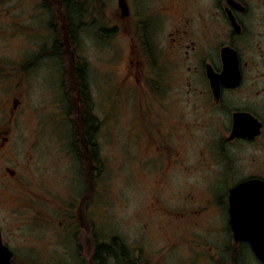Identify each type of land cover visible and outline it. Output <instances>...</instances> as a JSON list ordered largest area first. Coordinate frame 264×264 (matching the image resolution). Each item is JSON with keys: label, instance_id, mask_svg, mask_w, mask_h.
<instances>
[{"label": "rangeland", "instance_id": "rangeland-1", "mask_svg": "<svg viewBox=\"0 0 264 264\" xmlns=\"http://www.w3.org/2000/svg\"><path fill=\"white\" fill-rule=\"evenodd\" d=\"M3 1L0 15L5 108L9 111L17 97V111H24L19 115L17 157L23 174L36 178L41 173L49 180L41 179L37 195L26 197L25 204L38 205L47 196L48 201L42 202V214H46V206L55 211L64 200V209L55 215L52 225L54 229L64 226V238L59 229V241L52 233V243L44 245L51 247L47 256L37 252L38 243L28 244L33 231L44 233L42 227L24 224L16 214L5 218L10 232L19 239L14 238L19 248L13 264H101L103 258L102 264H262L247 242L232 238L227 225L226 192L236 175L226 167L219 170L223 167L220 151L211 150L206 143L207 130L217 128L212 123L207 128L202 125L208 114L191 111V102L184 105L183 111H174L183 122L197 121L190 127L182 124L180 134L174 138L181 150V161L186 159L177 164L170 177L156 173L165 143L160 133V111L154 96L139 89L129 74L126 30L118 33L121 48L117 33L102 29L105 34H95L96 26L110 24L114 3L108 0L104 4L73 0L77 10L72 12L77 46L72 48V57L85 61L89 103L96 119L95 141L100 156L97 182L101 188L99 193H93L91 171L88 179L89 171L83 166L87 173L86 194L81 201L85 211L83 226L80 218L76 222L77 194L63 197L53 191L61 190L63 181L66 187V183L72 182L73 186L80 179L82 165L75 159L74 147L83 146L76 128L80 129L79 116L84 114L79 96L81 91L86 93L85 88H77L75 76L67 74L72 45H68L66 36L62 37L63 0ZM66 24L67 21L64 33L68 36ZM55 41L60 43V51L54 46ZM142 70L144 74L151 73L145 63ZM220 118L219 115L215 122H220ZM144 134L151 136L156 146L159 144V150L153 148L149 156L148 147L143 146ZM236 149L240 153L233 167L239 168L237 174L246 176L255 166L251 155H256L258 149ZM82 153L80 150L79 155ZM63 216L64 225L57 222ZM89 226H93L91 232ZM92 232L98 242L108 246L115 238L124 253L102 252L96 260L91 259L95 239L82 235ZM27 251L33 256L26 255Z\"/></svg>", "mask_w": 264, "mask_h": 264}, {"label": "flooded vegetation", "instance_id": "flooded-vegetation-1", "mask_svg": "<svg viewBox=\"0 0 264 264\" xmlns=\"http://www.w3.org/2000/svg\"><path fill=\"white\" fill-rule=\"evenodd\" d=\"M67 1L71 0H64ZM93 1L95 4L107 3V0ZM109 1L114 3L113 15L108 18L110 24L96 26L95 34L99 32L105 34L104 31L117 33V44L121 48L118 43V33L126 30L125 46L129 52L127 65L129 74L132 73L133 82H136L139 89L154 96L160 111V123H162L160 133H163L165 143L160 150V167L156 173L170 177L177 169V164L186 159L183 158L181 161V150L174 138L175 135L180 134L182 124L190 127L197 121L193 124L191 121L183 122L174 115V111H183L184 105L191 102V111H205L208 114L201 124L207 128L212 123L217 128L212 131L206 129V143L211 150L220 151L219 158L223 160V167L219 170L229 168L236 175L235 180L240 178L234 180L235 182L233 181L229 187L248 177L264 180V0H121L124 1L125 8L119 4L120 0ZM3 3L4 1L0 0V14H3ZM79 28L77 27V31ZM3 39V15H0V209L3 211L0 212L3 214L0 215V240L10 249L9 263L13 264L19 242L14 240L15 233L10 232L9 223L5 218L10 214H16L20 216L22 223L42 227L44 233L33 231L28 244L32 243L31 245L34 246L33 244L38 243L37 252L47 256L52 252L51 247L48 249L44 245L45 242H48V245L52 243V233L55 235V240L59 241L57 237L59 229L61 237L64 238V226L60 225L58 229L52 226L56 222L55 215L60 214L64 209V200L58 210L54 211L52 207L46 206V214H42V202L48 201L47 196L38 205L28 207L25 204L26 197L37 195L40 180H49L41 173L33 178L30 174L21 172L17 157L19 151L17 129L21 125L19 115L24 111H17L16 106L19 102L17 97L14 98L15 101L9 111L5 108ZM234 60L236 67L230 72V80L227 83L219 81L215 88L209 75L213 72L221 73L224 61L232 63ZM143 63L150 68L151 73L154 69L155 75L153 72L151 77V73L147 74L146 71L144 74ZM166 65L167 69H165ZM236 75L237 78L234 77ZM235 112H246L256 118L260 122L258 132L252 137L231 135ZM83 115L79 116L81 122L84 121ZM219 115L220 122H215ZM80 130L76 128L79 134H81ZM144 138L143 146L148 147L146 156L151 155L153 148L157 147L159 150V144L156 146L151 141V136L144 134ZM78 141L83 143L88 153L85 157L75 154V159L82 165L81 172L79 171L80 179L77 178L73 186H71L72 182L68 183L69 185L66 183V187L63 181L61 190L53 189V191L62 194L63 197L72 193L77 194L74 208L78 213L75 218L76 222L78 218L82 220L80 223L82 227L85 211L81 201L86 194L87 182V173H84L83 166L85 171L92 167L93 193H99L101 188L97 182V175H99L100 156L96 148L93 157L88 156L89 142L84 143L81 135ZM238 146L258 149L256 155H251L255 166L246 176L241 175L242 172L237 174L236 170L239 168L233 167L234 159L240 153L236 149ZM83 160L91 164V167H87ZM47 187L52 189L48 183ZM229 187L226 192V210ZM36 220L40 222L37 223ZM63 221L64 216L62 219H57L58 223L64 225ZM227 225L229 226L228 210ZM92 227L89 226L88 232H91ZM90 235L93 240L95 239L91 259L96 260L101 255V249H108L109 246L98 242L93 232L82 237L88 239ZM113 241L115 244L118 242L115 238ZM61 251L64 254V244ZM123 251L121 250L120 253ZM23 253L20 252L22 255ZM25 254L33 256L34 253L27 251ZM129 263L131 264V261Z\"/></svg>", "mask_w": 264, "mask_h": 264}, {"label": "water", "instance_id": "water-1", "mask_svg": "<svg viewBox=\"0 0 264 264\" xmlns=\"http://www.w3.org/2000/svg\"><path fill=\"white\" fill-rule=\"evenodd\" d=\"M125 8L124 1L119 2ZM126 12V10H124ZM235 60L224 61L223 71L210 74L212 85L227 83ZM237 78V75L234 76ZM260 122L246 112L233 114L231 135L252 137L259 130ZM228 222L235 241H246L254 255L264 264V180L248 177L231 185L227 194ZM10 249L0 240V264H10Z\"/></svg>", "mask_w": 264, "mask_h": 264}, {"label": "trees", "instance_id": "trees-1", "mask_svg": "<svg viewBox=\"0 0 264 264\" xmlns=\"http://www.w3.org/2000/svg\"><path fill=\"white\" fill-rule=\"evenodd\" d=\"M74 10H76L75 8V5H74V2L73 0L71 1H67V2H62V9L60 10L62 13H61V22H63L62 24V27H63V36H66V40H67V43L68 45H72L71 47H69V50L70 51V55L71 57L69 58L68 60V65H67V68H68V71H67V74H70V75H73L75 76V80H76V85H77V88L81 89L82 87L86 89V93L81 91L82 95L79 96V100H78V103L81 105V110L80 111H83L84 113V121L83 122H80L81 124V127H80V133L79 134L78 132L76 133L77 137L80 138V135L81 137L84 139V143H86L87 141L89 142V145H90V153L88 156L90 157H93V154H95L96 150L95 148L97 147V143H95V137H94V130L96 129V124H95V117L94 115L91 113V105L89 103V100H90V95H89V90H88V87H87V82L85 80V61H80V60H77L76 58L74 59L72 57V53H73V49L76 48L77 46V38L75 37L76 34H74L75 32V26L73 24V14L72 12L74 13ZM63 14V16H62ZM64 15H65V18H64ZM67 21V24L65 25V28H69V30L67 31L68 36L66 35V33H64V22ZM75 38L74 40L71 39V38ZM63 40V39H62ZM57 41V39H56ZM55 41V42H56ZM64 41V40H63ZM67 43L65 42L66 44V47H67ZM57 46L56 48H58L59 50V47L61 48L60 46V43H55L54 46ZM62 47H63V44H62ZM60 51V50H59ZM64 51L66 52V50L64 49ZM53 52V51H52ZM75 60V61H74ZM79 89V90H80ZM75 135V133H74ZM96 144V147H94ZM76 149V154L80 153V150H82V156L85 157V155H87L88 153L86 152V150L84 149V146L81 147L78 145V148L74 147ZM80 156V155H79ZM84 164H86L87 167H91V164L87 163V161L83 160ZM92 168V167H91ZM89 171V175H90V170H87L86 169V172ZM114 241H112V243L110 244L109 248L107 249H101V254H103L102 252H108V253H113L114 255L117 254V253H120V251L122 250V245L119 244V242H115L113 243ZM102 261H104V258L102 259ZM103 262H101L102 264Z\"/></svg>", "mask_w": 264, "mask_h": 264}]
</instances>
